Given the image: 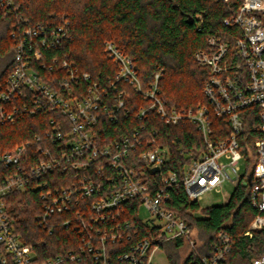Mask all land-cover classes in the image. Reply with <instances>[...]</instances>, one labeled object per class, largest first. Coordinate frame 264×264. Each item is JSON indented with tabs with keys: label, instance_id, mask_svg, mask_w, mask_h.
Segmentation results:
<instances>
[{
	"label": "built area",
	"instance_id": "built-area-1",
	"mask_svg": "<svg viewBox=\"0 0 264 264\" xmlns=\"http://www.w3.org/2000/svg\"><path fill=\"white\" fill-rule=\"evenodd\" d=\"M14 4V0H0L7 16L18 11L19 6ZM224 23L242 31L235 37L234 49L228 40L211 36L209 51L195 54L196 60L210 69L205 85L207 102L168 108L160 96L161 72L145 88L134 61L113 42L106 41L105 48L118 64V73L115 79L103 82L54 52L72 35L67 20L49 26L30 24L19 17L11 32L13 65L8 76L0 79V124L14 123L26 114L43 110L55 112L57 116L51 119L45 138H51L57 146L53 153L41 141L43 137L37 136L0 155L1 264H80L89 256L97 264H112L109 246L122 241L126 234L130 238L129 230L135 229L130 221L123 220L130 201L138 202L139 217L152 233L119 254V260L153 264L163 243L177 236L196 247L193 230L169 207L178 177L173 171H163L170 154L157 142L158 129L148 132L144 125L142 130L136 128L107 145H100L96 138L95 128L103 116L118 121L127 113L131 88L148 101L140 108L139 117L154 111L168 125L190 122L202 134L204 149L192 156L183 180L189 198L200 202L205 192L218 190L226 182L236 187L252 172L251 203L258 212L245 235L252 237L256 231H264V0H242ZM215 117L224 118L230 127L223 138L214 137ZM251 134L254 137L248 139ZM40 142V156L25 165L28 148ZM139 147L144 149L137 152L138 160L159 175L160 187L155 190L145 172L130 165L131 153ZM242 159L247 162L245 174L239 166ZM3 167L7 168L4 172ZM156 167L159 170H154ZM56 170L73 171L75 180L51 188L49 175ZM28 187L41 191L39 226L50 233L57 225L72 227L81 237L77 249L41 260L34 246L26 244L16 232L5 197ZM142 208L150 214L147 219L141 217ZM232 247L230 235L219 232L212 244L213 253L200 255L201 264H223ZM252 264H264V253Z\"/></svg>",
	"mask_w": 264,
	"mask_h": 264
},
{
	"label": "trees",
	"instance_id": "trees-1",
	"mask_svg": "<svg viewBox=\"0 0 264 264\" xmlns=\"http://www.w3.org/2000/svg\"><path fill=\"white\" fill-rule=\"evenodd\" d=\"M241 1L14 0V5L19 6V9L8 16L0 5V52L9 58L0 79L8 76L13 65L15 44L11 32L13 25L19 22V17L23 16L30 24L49 26H58L67 20L72 35L64 41L61 49L54 52L76 62L81 71L90 72L103 82L109 78L115 79L118 64L105 48V42L111 41L134 61L145 88L154 80L155 74L161 72L160 96L168 108L196 106L207 102L205 85L210 69L201 65L195 54L199 50L209 51L208 39L211 36L228 40L234 49L235 37L242 31L238 26L226 25L224 20L238 9ZM147 104L145 97L131 88V97L125 107L127 113L122 114L118 121L103 116L95 132L99 144L107 145L132 134L136 128L142 130L144 125L148 132H152L153 128L158 129L157 142L167 147L170 154L163 171H173L178 177V183L171 190L169 207L193 230L197 243L193 248L183 236L164 242L162 249L170 264H201L200 255L213 253L212 244L221 231L227 232L233 243L223 264H252L255 258L264 253V231H256L252 237L245 235L258 212L251 203L252 186L243 176L225 203L202 207L199 201L191 200L183 180L192 156L204 149L202 134L190 122L168 125L154 111L146 117H139L140 108ZM55 116L57 113L43 110L33 115L26 114L14 123L0 124V155L37 136L43 137L41 141L54 153L57 144L45 137L46 131L52 126L51 119ZM213 128L217 139L230 132L224 118L215 117ZM142 133L146 144L147 133ZM247 136L248 139L254 137L252 134ZM40 144L28 148L24 155L25 165L29 166L40 156ZM143 149L139 147L131 153L130 165L144 171L151 189L155 190L160 187L159 175L149 171L138 160L137 152ZM1 170L4 172L7 168ZM75 174L71 170L50 173L51 188L72 184L70 180H75ZM5 204L16 232L26 244L34 246L41 260L77 249L81 242V237L72 227L57 225L50 233L39 226L37 217L43 208L40 189L28 187L24 191L13 190L5 197ZM126 204L123 220L130 221L135 229L129 230L130 238L126 234L122 241L109 246L112 248V264H127L119 260V254L130 250L133 244L152 233L139 217L138 202ZM8 264L13 263L9 261ZM80 264L97 262L89 256Z\"/></svg>",
	"mask_w": 264,
	"mask_h": 264
},
{
	"label": "rangeland",
	"instance_id": "rangeland-1",
	"mask_svg": "<svg viewBox=\"0 0 264 264\" xmlns=\"http://www.w3.org/2000/svg\"><path fill=\"white\" fill-rule=\"evenodd\" d=\"M8 59L9 58L7 54L3 55L0 52V75L5 70L6 64H8L9 62ZM239 166H240L241 173L245 174L247 170L246 160L242 159L240 161ZM234 190H235V186L230 182H226L223 184L222 187H219L218 190L215 189V190L205 192L202 196V199L200 200V205L202 207H206V206H210L214 204H222L225 201H227L228 198H230ZM149 216H150L149 212L146 209L142 208L141 217L143 219H147ZM153 264H170L165 252L162 249L156 252L154 260H153Z\"/></svg>",
	"mask_w": 264,
	"mask_h": 264
},
{
	"label": "water",
	"instance_id": "water-1",
	"mask_svg": "<svg viewBox=\"0 0 264 264\" xmlns=\"http://www.w3.org/2000/svg\"><path fill=\"white\" fill-rule=\"evenodd\" d=\"M154 170H159V168H154ZM252 179H253V174H252V172L249 174V176H248V179H247V182L249 183V184H251V182H252Z\"/></svg>",
	"mask_w": 264,
	"mask_h": 264
},
{
	"label": "crops",
	"instance_id": "crops-1",
	"mask_svg": "<svg viewBox=\"0 0 264 264\" xmlns=\"http://www.w3.org/2000/svg\"><path fill=\"white\" fill-rule=\"evenodd\" d=\"M228 199H229V198H228ZM228 199H227V201H228ZM227 201H225V202H227ZM225 202H224V203H225Z\"/></svg>",
	"mask_w": 264,
	"mask_h": 264
}]
</instances>
